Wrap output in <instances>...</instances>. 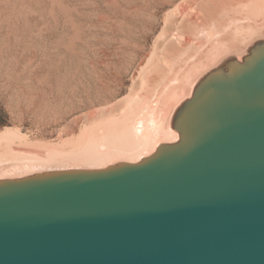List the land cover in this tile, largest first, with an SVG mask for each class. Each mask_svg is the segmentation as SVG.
Listing matches in <instances>:
<instances>
[{
    "label": "water",
    "instance_id": "obj_1",
    "mask_svg": "<svg viewBox=\"0 0 264 264\" xmlns=\"http://www.w3.org/2000/svg\"><path fill=\"white\" fill-rule=\"evenodd\" d=\"M165 128L135 160L0 176V264H264V34Z\"/></svg>",
    "mask_w": 264,
    "mask_h": 264
},
{
    "label": "rangeland",
    "instance_id": "obj_2",
    "mask_svg": "<svg viewBox=\"0 0 264 264\" xmlns=\"http://www.w3.org/2000/svg\"><path fill=\"white\" fill-rule=\"evenodd\" d=\"M197 1L0 0V132L22 149L72 152L64 141L94 130L96 115L124 114L169 46L160 35Z\"/></svg>",
    "mask_w": 264,
    "mask_h": 264
},
{
    "label": "bare ground",
    "instance_id": "obj_3",
    "mask_svg": "<svg viewBox=\"0 0 264 264\" xmlns=\"http://www.w3.org/2000/svg\"><path fill=\"white\" fill-rule=\"evenodd\" d=\"M194 8L196 14L184 13L176 31L160 35L169 46L163 59L159 56L143 71V86L137 95L125 98L124 114L114 116L107 110L96 115L90 125L94 130H83L76 138L65 140L72 152L62 155L19 148L27 142L4 130L0 132V176L135 160L159 139L174 138L175 134L165 128L166 118L197 74L222 55L264 34V0H204L197 1ZM82 145L86 146L77 153Z\"/></svg>",
    "mask_w": 264,
    "mask_h": 264
}]
</instances>
